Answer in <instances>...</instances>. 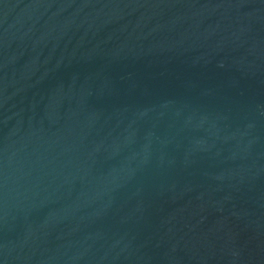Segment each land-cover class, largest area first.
<instances>
[{
	"label": "water",
	"instance_id": "95a60500",
	"mask_svg": "<svg viewBox=\"0 0 264 264\" xmlns=\"http://www.w3.org/2000/svg\"><path fill=\"white\" fill-rule=\"evenodd\" d=\"M0 264H264V0H0Z\"/></svg>",
	"mask_w": 264,
	"mask_h": 264
}]
</instances>
